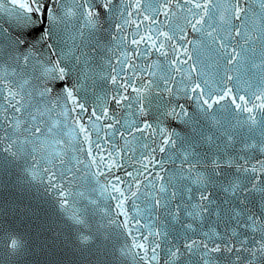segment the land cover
<instances>
[{"label": "snow or ice", "instance_id": "1", "mask_svg": "<svg viewBox=\"0 0 264 264\" xmlns=\"http://www.w3.org/2000/svg\"><path fill=\"white\" fill-rule=\"evenodd\" d=\"M0 150L115 264H264V0H0Z\"/></svg>", "mask_w": 264, "mask_h": 264}, {"label": "water", "instance_id": "2", "mask_svg": "<svg viewBox=\"0 0 264 264\" xmlns=\"http://www.w3.org/2000/svg\"><path fill=\"white\" fill-rule=\"evenodd\" d=\"M29 163L0 150V264H115V238L106 239L96 228V211L90 212L94 238L83 243L80 226L61 210L58 195L25 171ZM86 183L91 188L95 181ZM13 233L24 240L15 255L6 243Z\"/></svg>", "mask_w": 264, "mask_h": 264}, {"label": "clouds", "instance_id": "3", "mask_svg": "<svg viewBox=\"0 0 264 264\" xmlns=\"http://www.w3.org/2000/svg\"><path fill=\"white\" fill-rule=\"evenodd\" d=\"M9 250L11 251L12 255H15L17 250H11V248H9Z\"/></svg>", "mask_w": 264, "mask_h": 264}]
</instances>
